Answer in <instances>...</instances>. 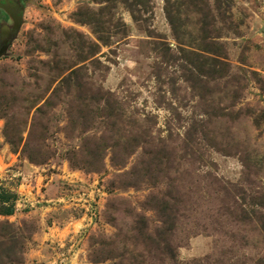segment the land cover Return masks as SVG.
Listing matches in <instances>:
<instances>
[{"label":"rangeland","instance_id":"374dc122","mask_svg":"<svg viewBox=\"0 0 264 264\" xmlns=\"http://www.w3.org/2000/svg\"><path fill=\"white\" fill-rule=\"evenodd\" d=\"M17 18L0 189L32 203L0 194V264H264V0H0V30ZM40 173L94 180L47 258V217L9 218Z\"/></svg>","mask_w":264,"mask_h":264},{"label":"crops","instance_id":"0c3cea01","mask_svg":"<svg viewBox=\"0 0 264 264\" xmlns=\"http://www.w3.org/2000/svg\"><path fill=\"white\" fill-rule=\"evenodd\" d=\"M39 177H42L41 173L34 176V182L29 180L30 182L25 183V187L27 188H30L29 183L31 185L32 183L33 184L35 183L37 186V187L35 186L34 194L38 198H36V196H34V194L31 192H29L31 193L30 195L31 198H28L33 200V204L35 201L36 206L33 209H28V210L22 209L20 210V212H13L9 216V218L17 220L19 219V216L21 215L28 216L29 213L32 210H34L33 212L39 214V222L43 225L44 217L42 218L40 214L47 217V220L50 222V225H47V227L44 226L45 230L37 233L38 235L36 236L37 240H36L35 248L31 250V252H33L34 255H36V257L47 258L54 255V253L57 254L58 252V250H54L53 247L54 243L60 244V241L63 239L66 240L75 239V242L79 241V237H78L79 232L83 231L81 227L87 224V220H88L87 209L91 205L90 203L93 198L91 196V193L90 192L88 193L87 190L91 189L92 186L91 184L94 183V180H92V182L90 183L83 184V187H85L86 191L83 189V187L82 188L80 187L73 194L71 189L64 191L61 188L57 189L55 187V184L52 183V179L55 180L57 179L56 174L51 173V175H49L48 177L47 175H45L44 178L42 177L43 178L42 182L45 185L44 188L42 187L43 189H41V186L43 184L42 185L37 184ZM59 186L60 185H58V187ZM42 191H45V193ZM18 193L26 195V193H22L21 191H18ZM29 193L27 194L29 195ZM70 214H72L71 217H73V221H74L72 225L67 224L69 218H71ZM65 218H67L66 219L67 221L65 220ZM78 220H80V224L74 226L75 225L74 223ZM65 228H68V232L63 235L62 231ZM70 247L71 246H68L66 247V249L70 250ZM47 260H49V258Z\"/></svg>","mask_w":264,"mask_h":264},{"label":"water","instance_id":"95a60500","mask_svg":"<svg viewBox=\"0 0 264 264\" xmlns=\"http://www.w3.org/2000/svg\"><path fill=\"white\" fill-rule=\"evenodd\" d=\"M18 26H19V22L17 18V21L14 23V26L12 27V30L10 33L6 34L7 32L6 30H4V28L3 30L2 29L0 30V38H1L0 56L6 51V48L8 47L10 40H12V38L14 37V35L16 34L18 30Z\"/></svg>","mask_w":264,"mask_h":264},{"label":"trees","instance_id":"16d2710c","mask_svg":"<svg viewBox=\"0 0 264 264\" xmlns=\"http://www.w3.org/2000/svg\"><path fill=\"white\" fill-rule=\"evenodd\" d=\"M0 194L1 195H4L5 196V198H7V199H9L10 200V203L9 204H7V206L4 208V211L2 212V214L4 213V214H10L11 212H12V202H13V200L16 198V193H14V192H11V191H9L8 189H0Z\"/></svg>","mask_w":264,"mask_h":264},{"label":"built area","instance_id":"2783aa9c","mask_svg":"<svg viewBox=\"0 0 264 264\" xmlns=\"http://www.w3.org/2000/svg\"><path fill=\"white\" fill-rule=\"evenodd\" d=\"M18 197L19 198H16L17 200H15L14 206H13L15 210H17L22 204H23L24 207L27 206V205H31L32 202H27V199H25L24 194H19ZM92 208H93V206H92ZM93 215H94V213L91 212V210H90V217H92ZM41 264H52V263L45 261V262H43Z\"/></svg>","mask_w":264,"mask_h":264}]
</instances>
